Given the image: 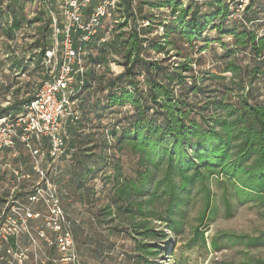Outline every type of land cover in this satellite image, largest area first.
I'll list each match as a JSON object with an SVG mask.
<instances>
[{
	"label": "trees",
	"instance_id": "16d2710c",
	"mask_svg": "<svg viewBox=\"0 0 264 264\" xmlns=\"http://www.w3.org/2000/svg\"><path fill=\"white\" fill-rule=\"evenodd\" d=\"M143 2L152 9L166 7L170 11L168 18L157 21L164 31H157L158 15L151 13L141 20L150 22L146 31L135 29L125 39L118 37L116 51L121 54L119 64L124 67L118 74L109 70L103 49L98 57L90 58L84 87L98 82L106 96L92 101L88 94H83V87L79 102H83L89 121H100L103 112L117 106L126 109L127 114L114 123L113 129L105 128L109 143L105 147L111 150L112 139L121 130L131 140V150L138 155L140 168L135 179L118 181L113 205L108 204L106 210L109 214L121 212L130 219L139 218L138 235L166 238V231L150 225L147 212L163 221L168 231L179 232L182 221L175 217L176 212L188 200L197 181L205 182L215 175L231 179L243 202H264V101L251 96L255 82L264 78V0H250L242 18L233 19H229V7L221 0L190 2L188 6L181 0ZM121 5L125 22L136 21L134 0H121ZM20 7V0H0V31L10 38L30 23ZM208 8L211 10L207 11ZM209 30H215L217 37H208ZM153 31L156 36L150 39L147 34ZM224 37L230 42L223 41ZM201 40L222 41L223 53L216 54L217 64L209 68L202 66V57L194 58L186 51H205L207 43L196 47ZM181 42L187 47L181 46ZM48 49L44 46L41 55L45 56ZM161 53L164 58L156 56ZM242 53L250 61L242 63ZM175 56L183 59L171 61ZM98 64L107 72L98 74ZM31 98L25 99L14 112H3L8 107L0 109V115L20 112ZM82 115L81 110L80 119L71 122L68 131L73 124L72 133L85 132L81 127ZM79 136L77 145L70 139L75 150L67 158L72 159L77 152L76 156L86 161L92 157L87 146L106 150L90 135ZM158 171L162 177L156 181ZM160 186L162 191L158 193ZM160 197L167 198L169 213L165 215H156L154 209H149ZM141 247L146 248V244ZM134 264L159 263L135 258Z\"/></svg>",
	"mask_w": 264,
	"mask_h": 264
},
{
	"label": "rangeland",
	"instance_id": "374dc122",
	"mask_svg": "<svg viewBox=\"0 0 264 264\" xmlns=\"http://www.w3.org/2000/svg\"><path fill=\"white\" fill-rule=\"evenodd\" d=\"M20 1L21 13L30 23H25L13 38L0 31V109L8 107L3 112L18 110L25 99L34 96L47 71L52 68L41 55L44 46L51 47L53 37L48 11L36 0ZM143 1L146 0H134L136 21L116 23L114 18L105 20L103 31L110 29L109 39L99 47L96 43L91 44L89 59L98 57L103 49L106 54H112L121 61L122 56L116 51L118 37L125 39L135 29L146 31L141 21L145 15H158L155 25H158L157 21L168 18L170 11L166 7L152 9ZM183 4L188 6L190 2L183 1ZM147 35L150 39L156 36L155 31ZM208 37H217L215 30H209ZM223 41L230 42L227 37ZM206 43L208 48L203 52L199 53L197 49L186 51L194 58L202 57V66L209 68L217 64L216 54L223 53V47L222 41L216 40H201L196 47ZM180 44L187 47L183 42ZM242 55V63L250 61L247 54L242 53L240 57ZM156 56L165 57L163 53ZM182 59L175 56L171 61ZM109 70L112 71V68ZM104 71L107 72L101 67L97 72ZM83 90V94H88L92 101L98 96L105 99L106 93L98 82L86 84ZM81 95L78 98L81 99ZM251 96L264 101V78L255 82ZM79 104L83 114L81 127L85 132L74 131L70 135L71 141L77 145L81 138L79 134H83L82 138L90 135L97 145L104 148L108 143L105 128L113 129L114 123L127 114L126 109L117 106L103 112L100 121L94 118L89 121L85 118L83 102ZM120 131L112 139L111 150L87 146L92 157L83 161L82 157L76 156V152L72 159L64 158L57 172L51 175L54 193L64 217L58 221L60 228L46 224L51 219L48 193L38 194L37 199L32 201L28 198L31 185L38 180L28 152L20 145L18 156H13L11 152L0 153V213L5 205L12 206L17 202L41 213L39 218L31 221L32 238L23 234L8 243H2L0 238V264H8L9 261L20 264L6 252L8 248L27 254L28 258L22 264H134L135 258L141 261L154 259L159 264H264V202H243L237 194V184L231 179L215 175L205 182L195 183L188 200L180 205L175 215L182 221L179 232L168 231L163 221L152 216L153 212H147L150 225L166 231V238L138 235L139 218L130 219L128 214L121 212L109 214L106 206L113 205L118 181L135 179L140 168L139 157L131 150V140ZM8 163L23 168V172L30 173L31 177H17L7 166ZM161 177L162 172L158 171L155 180ZM161 191L160 186L158 193ZM149 207L156 215L169 213L165 197H160ZM68 230L70 244L66 241ZM142 244H146V248L141 247ZM151 250L157 251V254H152Z\"/></svg>",
	"mask_w": 264,
	"mask_h": 264
},
{
	"label": "built area",
	"instance_id": "2783aa9c",
	"mask_svg": "<svg viewBox=\"0 0 264 264\" xmlns=\"http://www.w3.org/2000/svg\"><path fill=\"white\" fill-rule=\"evenodd\" d=\"M36 0L46 7L53 27L52 46L44 56L52 65L34 96L16 113L0 115V153L9 151L19 155V146L28 152L32 169L38 180L31 185L28 198L36 200L38 194L48 193L47 199L51 215L47 226L60 228L58 221L62 216L59 200L54 193L51 175L58 170L59 163L69 156L75 148L69 144L68 126L81 117L79 93L86 83L88 61L91 46H101L110 36L105 29V20L125 21L121 0ZM184 2L205 3L215 0H181ZM225 2L231 14L229 19L242 18L250 0H221ZM88 10V11H87ZM117 15L119 17H117ZM148 20H143L144 26ZM228 23V21H227ZM157 31H164L159 24ZM93 42L94 37L99 35ZM92 44V45H91ZM101 68V64L97 65ZM7 166L17 177L30 178L23 168ZM39 211L31 210L29 205L17 202L3 207L0 213V238L2 243L18 239L23 234L32 238L31 221L39 218ZM66 241L70 244V231ZM20 264L28 256L23 251L6 250ZM8 264H12L9 261Z\"/></svg>",
	"mask_w": 264,
	"mask_h": 264
},
{
	"label": "crops",
	"instance_id": "0c3cea01",
	"mask_svg": "<svg viewBox=\"0 0 264 264\" xmlns=\"http://www.w3.org/2000/svg\"><path fill=\"white\" fill-rule=\"evenodd\" d=\"M98 37H99V35H97L96 37H94V39L96 40V39H98ZM105 48V47H104ZM104 56H105V61L108 63V65L112 68V73H114V74H118V73H120L121 71H123L124 70V67L121 65V64H119L120 63V60L118 61V60H116L113 56H112V54H111V56L110 55H108V54H103ZM74 128H75V125H70V129H69V139H70V135H71V133H72V131L74 130ZM69 144L71 145V147H73V148H75V145H73L74 143H71L70 142V140H69ZM4 152H9V151H4ZM3 152V153H4Z\"/></svg>",
	"mask_w": 264,
	"mask_h": 264
}]
</instances>
